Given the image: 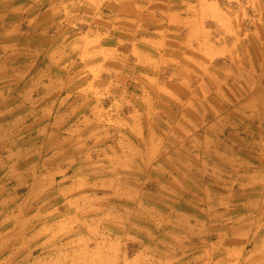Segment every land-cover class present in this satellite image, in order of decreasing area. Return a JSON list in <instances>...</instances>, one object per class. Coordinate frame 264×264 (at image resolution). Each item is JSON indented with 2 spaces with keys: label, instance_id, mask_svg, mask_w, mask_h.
<instances>
[{
  "label": "rangeland",
  "instance_id": "rangeland-1",
  "mask_svg": "<svg viewBox=\"0 0 264 264\" xmlns=\"http://www.w3.org/2000/svg\"><path fill=\"white\" fill-rule=\"evenodd\" d=\"M109 1L0 0V264H264V0Z\"/></svg>",
  "mask_w": 264,
  "mask_h": 264
},
{
  "label": "crops",
  "instance_id": "crops-1",
  "mask_svg": "<svg viewBox=\"0 0 264 264\" xmlns=\"http://www.w3.org/2000/svg\"><path fill=\"white\" fill-rule=\"evenodd\" d=\"M109 3L122 6L121 11L124 12L121 16L124 19H127V10H136L141 12V16L144 13V24L149 17H152L166 20L168 26L179 28L189 26L193 20L195 22L197 10L203 7L206 8V12L210 11L208 19H211V10L215 8L217 2L213 0H110ZM260 46L263 47L259 51L260 59L258 58L257 62L255 61L251 66H245L238 72L244 74V77L238 78L237 81L242 91L237 102L242 103L244 110L248 113L244 115L247 120L251 119L255 128L262 129L264 128V43Z\"/></svg>",
  "mask_w": 264,
  "mask_h": 264
}]
</instances>
